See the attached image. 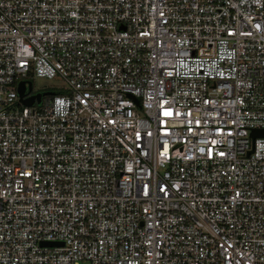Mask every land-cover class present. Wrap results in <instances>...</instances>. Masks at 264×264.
<instances>
[{"label": "built area", "instance_id": "obj_1", "mask_svg": "<svg viewBox=\"0 0 264 264\" xmlns=\"http://www.w3.org/2000/svg\"><path fill=\"white\" fill-rule=\"evenodd\" d=\"M254 127L264 0H0V264H264Z\"/></svg>", "mask_w": 264, "mask_h": 264}, {"label": "water", "instance_id": "obj_2", "mask_svg": "<svg viewBox=\"0 0 264 264\" xmlns=\"http://www.w3.org/2000/svg\"><path fill=\"white\" fill-rule=\"evenodd\" d=\"M27 82V85H26ZM32 80L31 79H22L19 81V86H18V93L22 99L23 102L27 103V104H31L34 100L36 101H40L42 94H46V93H52L53 90H38L35 91L33 93H30L27 96H24V94L26 92H29L32 90ZM252 135L256 136V135H264V128L261 127H254L252 129Z\"/></svg>", "mask_w": 264, "mask_h": 264}, {"label": "rangeland", "instance_id": "obj_3", "mask_svg": "<svg viewBox=\"0 0 264 264\" xmlns=\"http://www.w3.org/2000/svg\"><path fill=\"white\" fill-rule=\"evenodd\" d=\"M62 78L61 77H40L35 76L32 79V87L37 90H44L46 88L52 89L56 88L58 85L62 84Z\"/></svg>", "mask_w": 264, "mask_h": 264}]
</instances>
